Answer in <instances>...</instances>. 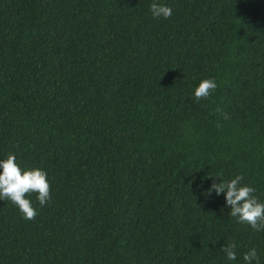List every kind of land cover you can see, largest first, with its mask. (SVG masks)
I'll use <instances>...</instances> for the list:
<instances>
[{
  "label": "trees",
  "instance_id": "trees-1",
  "mask_svg": "<svg viewBox=\"0 0 264 264\" xmlns=\"http://www.w3.org/2000/svg\"><path fill=\"white\" fill-rule=\"evenodd\" d=\"M155 2L172 15L0 0V159L45 170L51 195L26 196L34 220L0 200V264H264V231L204 194L242 175L264 202V0Z\"/></svg>",
  "mask_w": 264,
  "mask_h": 264
},
{
  "label": "clouds",
  "instance_id": "clouds-1",
  "mask_svg": "<svg viewBox=\"0 0 264 264\" xmlns=\"http://www.w3.org/2000/svg\"><path fill=\"white\" fill-rule=\"evenodd\" d=\"M150 11L154 18L165 19L172 15V8L153 0ZM217 88L214 79H203L195 88L194 97L197 101L207 99ZM227 118V115H225ZM47 172L40 168H21L16 162V156L12 153L6 159H0V200H9L16 205L26 220H34L38 215L31 201L26 198L33 193L37 194V200L41 206L50 199V184L47 180ZM219 177L220 182L213 180L211 187L205 190V195L213 191L219 196H225L226 206H230V215L236 218L240 224H247L256 231H264V202H261L255 195V189L242 184V175H236L231 180L225 181L220 175L209 176ZM237 245L235 242H226L221 246L229 261L237 259ZM245 264H259V257L255 248L249 249L243 255Z\"/></svg>",
  "mask_w": 264,
  "mask_h": 264
}]
</instances>
